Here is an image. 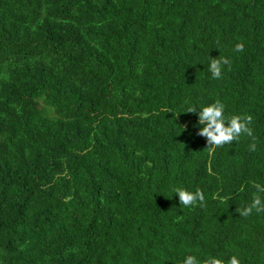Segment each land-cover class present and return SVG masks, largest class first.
<instances>
[{"label": "trees", "instance_id": "16d2710c", "mask_svg": "<svg viewBox=\"0 0 264 264\" xmlns=\"http://www.w3.org/2000/svg\"><path fill=\"white\" fill-rule=\"evenodd\" d=\"M217 102L252 136H199ZM257 183L264 0H0V264H264Z\"/></svg>", "mask_w": 264, "mask_h": 264}, {"label": "clouds", "instance_id": "9594fccd", "mask_svg": "<svg viewBox=\"0 0 264 264\" xmlns=\"http://www.w3.org/2000/svg\"><path fill=\"white\" fill-rule=\"evenodd\" d=\"M236 51H243V45L237 44ZM229 63L227 58L220 60L211 59L208 70L213 78L219 79L222 72V66ZM188 113H195L198 116L197 127L198 135L206 139L210 146H223L237 140L242 134L252 136V129L248 127L251 120L242 121L239 117L228 119L225 115V108L222 103H211L197 109L195 106L189 107ZM255 144L251 145L250 150H255ZM256 194L251 202L242 208L239 215L248 217L253 212H264V184L254 185ZM174 194L178 197L179 205L186 207L192 206L197 201H203L204 196L200 191L190 192L185 189H175ZM182 264H201L199 258L195 255H186ZM205 264H223V261L217 257H209ZM228 264H238L235 257L229 259Z\"/></svg>", "mask_w": 264, "mask_h": 264}]
</instances>
